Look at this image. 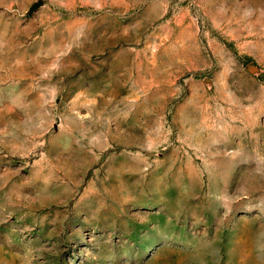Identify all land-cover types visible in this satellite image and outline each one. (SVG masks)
<instances>
[{
  "label": "rangeland",
  "instance_id": "rangeland-1",
  "mask_svg": "<svg viewBox=\"0 0 264 264\" xmlns=\"http://www.w3.org/2000/svg\"><path fill=\"white\" fill-rule=\"evenodd\" d=\"M0 0V264H264V0Z\"/></svg>",
  "mask_w": 264,
  "mask_h": 264
},
{
  "label": "water",
  "instance_id": "water-1",
  "mask_svg": "<svg viewBox=\"0 0 264 264\" xmlns=\"http://www.w3.org/2000/svg\"><path fill=\"white\" fill-rule=\"evenodd\" d=\"M42 0H39L38 2L34 3L28 10V15H32L41 5H42Z\"/></svg>",
  "mask_w": 264,
  "mask_h": 264
}]
</instances>
